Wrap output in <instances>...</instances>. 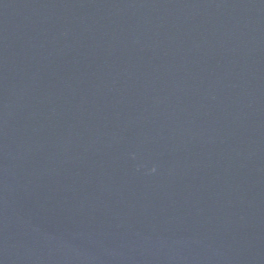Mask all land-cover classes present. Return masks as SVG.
Segmentation results:
<instances>
[{
  "label": "water",
  "instance_id": "95a60500",
  "mask_svg": "<svg viewBox=\"0 0 264 264\" xmlns=\"http://www.w3.org/2000/svg\"><path fill=\"white\" fill-rule=\"evenodd\" d=\"M0 264H264V0H0Z\"/></svg>",
  "mask_w": 264,
  "mask_h": 264
}]
</instances>
